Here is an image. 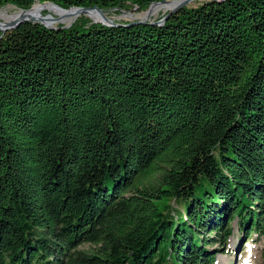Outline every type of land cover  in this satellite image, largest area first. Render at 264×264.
Returning <instances> with one entry per match:
<instances>
[{
  "label": "trees",
  "instance_id": "obj_1",
  "mask_svg": "<svg viewBox=\"0 0 264 264\" xmlns=\"http://www.w3.org/2000/svg\"><path fill=\"white\" fill-rule=\"evenodd\" d=\"M234 221L264 241V0L0 32V264H213Z\"/></svg>",
  "mask_w": 264,
  "mask_h": 264
},
{
  "label": "rangeland",
  "instance_id": "obj_2",
  "mask_svg": "<svg viewBox=\"0 0 264 264\" xmlns=\"http://www.w3.org/2000/svg\"><path fill=\"white\" fill-rule=\"evenodd\" d=\"M173 1H182V0H169ZM212 0H193L188 2L181 9H191L200 6L205 2ZM38 2H35V4ZM179 9V11L181 10ZM170 10L162 9L157 12L151 13L148 17L146 14L149 12V6L146 9H140L137 7L127 6L122 10H111L107 11V17L112 20L115 24H130L135 22H158L160 21ZM178 11V12H179ZM0 12L3 14L0 15V23H8L6 18L12 16L19 12V9L16 7L6 5L0 9ZM177 12V13H178ZM6 13V15H5ZM175 13V15L177 14ZM41 15H48L56 20L52 23V19L48 20L51 22L53 28L59 27H68L74 24L79 20H87L91 23H94L92 19L85 15H81L75 20L71 18L69 21L60 20L63 17L61 14L56 12H48L47 10L40 11ZM10 23V22H9ZM241 233L236 227V221L233 222V234L230 236L226 245L220 247L217 245L207 246V249L211 252L212 255L216 253L215 261L213 264H264V257L262 255V249L264 247V241L258 235L253 234L250 238L248 236L241 237ZM80 249H88V245H83L79 247ZM217 249V250H216ZM215 250V252H214Z\"/></svg>",
  "mask_w": 264,
  "mask_h": 264
},
{
  "label": "water",
  "instance_id": "obj_3",
  "mask_svg": "<svg viewBox=\"0 0 264 264\" xmlns=\"http://www.w3.org/2000/svg\"><path fill=\"white\" fill-rule=\"evenodd\" d=\"M193 1V0H182L179 1V3L170 9V11L158 22H135V23H130L128 25H120V24H115L112 20L109 19V17H107V12L99 9L98 7H70L69 9H62L59 6L48 2V3H43L39 5H45V4H50L51 6L57 8L58 10H62V11H67V10H76L77 12H79V14L85 15L87 14V12H95L96 14H98L100 21L99 22H94V23H99L103 26L106 27H134V26H144V25H149V26H161L162 24H164L173 14L177 13L179 11V9L183 8L188 2ZM215 2H223L225 0H212ZM165 3H170L169 0H161V1H157V2H153L150 6H149V10L151 9L152 6L154 5H158V4H165ZM35 4H33L29 9L27 10H21L19 9L20 12H22L23 15H26L29 11L32 10L33 6ZM49 17L48 15H44L43 17H40L39 19L37 18H33V16H29L28 18L25 17H21L20 19H17L15 21L12 22H8V23H0V32L1 33H5L9 30H13L15 28H17L18 26H20L23 23L29 22V23H33V24H39L44 26L47 29L50 30H56V28H50L47 25H45L43 23V20H48ZM52 19V18H51ZM70 27V26H68ZM68 27H60V29H66Z\"/></svg>",
  "mask_w": 264,
  "mask_h": 264
},
{
  "label": "bare ground",
  "instance_id": "obj_4",
  "mask_svg": "<svg viewBox=\"0 0 264 264\" xmlns=\"http://www.w3.org/2000/svg\"><path fill=\"white\" fill-rule=\"evenodd\" d=\"M178 3H179L178 1H173L170 3L154 5L151 7L149 12L146 14V17L151 15V13L160 11L162 9H165L166 11L170 10L171 8L175 7ZM43 10H47L48 12H56L58 14H61L63 17L61 18V16H60V20H65V21H69V20H71V18H73V20H75L76 18H78L79 16L82 15V14H79V12H77L74 9L62 11V10H58L57 8L51 6L50 4L39 5L37 3L33 6L32 10L29 11L26 15H23L22 12L19 11L12 16H8L6 18V20H7V22H12V21H15L17 19H20L21 17L28 18L29 16H33V18L39 19L40 17H43V15L40 14V11H43ZM2 14L3 13L0 12V15H2ZM5 15H6V13H5ZM85 16L92 19L93 22H99L100 21L98 14H96L95 12H87V14H85ZM54 22H56V20L54 18H52V23H54ZM43 23L45 25H47L48 27L51 26V22L49 20H43ZM50 28H53V27H50Z\"/></svg>",
  "mask_w": 264,
  "mask_h": 264
}]
</instances>
